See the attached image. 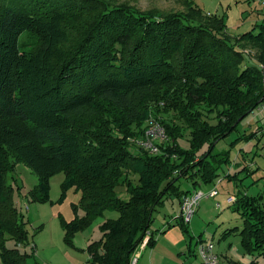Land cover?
Segmentation results:
<instances>
[{
    "label": "trees",
    "instance_id": "obj_1",
    "mask_svg": "<svg viewBox=\"0 0 264 264\" xmlns=\"http://www.w3.org/2000/svg\"><path fill=\"white\" fill-rule=\"evenodd\" d=\"M96 2L0 0L3 264H30V254L18 247L29 235L13 203L5 152L38 176L40 186L31 191L34 200H47L51 179L60 172L64 194L70 188L81 192L74 207L81 205L84 215L61 217L67 245H74L76 233L94 219L117 211L116 218L101 223V237L87 244L88 262L130 264L148 231V246L156 243L158 230L150 229L165 198L173 195L181 203L193 191L182 189V178L191 181L193 189L216 183L219 169L231 158L227 152L213 153L214 147L264 100L261 64L248 60L241 48L243 41L252 43L259 50L257 60L264 63V22L259 32L248 30L234 44L223 31L224 16L214 14L202 22L187 14L154 17L129 10L120 15L105 4L102 16L69 54L62 48L70 41L68 7L83 11ZM34 33L41 40L36 49L28 41ZM157 89L164 93L151 103ZM151 119L164 126L167 137L155 154L130 141L146 134ZM10 120L26 124L28 131ZM185 137L188 146L181 143ZM119 187L125 188L128 199ZM261 200L236 197L234 207L242 209L239 233L245 251L253 256L251 264L264 258ZM176 223L189 232L181 215Z\"/></svg>",
    "mask_w": 264,
    "mask_h": 264
},
{
    "label": "rangeland",
    "instance_id": "obj_2",
    "mask_svg": "<svg viewBox=\"0 0 264 264\" xmlns=\"http://www.w3.org/2000/svg\"><path fill=\"white\" fill-rule=\"evenodd\" d=\"M105 4L116 7L120 15L129 10L154 17L187 14L190 17H199L202 22H208L210 16L214 14L224 16L226 27L223 31L234 44L248 30L254 29L255 32H259L260 24L264 22V5L259 0H98L94 6L83 11L74 8V5L68 7L69 15L65 27L70 41L62 44L66 52L69 54L74 52L77 43L87 34L91 25L102 16ZM195 8L200 9V12ZM28 41L34 46L33 49L41 44L37 33H34ZM236 47L240 48L239 45ZM241 48L246 52L248 60L264 64L257 60L259 50L252 43L243 41ZM163 93L162 90L157 89L151 103L160 100ZM9 123L20 130L28 131L27 125L18 120H10ZM244 134L252 136L249 139H241ZM130 141L135 143L133 138ZM181 143L188 146L186 137ZM222 152L228 153L231 162L223 163L216 183L198 187L206 193L217 185L218 194L214 197H204L198 204L193 219L188 223L192 242L187 254L192 253L189 257L182 256V258L194 261L195 264H204L200 255L196 254L197 246L202 240L207 243L212 242L215 253L221 258L233 259L238 264H251L253 256L245 251L239 233L244 223L242 209L235 210L234 207L236 197L240 198L244 195L262 197L259 203L264 207V108H256L239 123L236 130L216 144L213 153ZM5 154L8 168L7 181L10 190L13 191V203L24 219L29 235L28 240L20 243L18 247L22 252L30 254L28 262L30 264H90L89 254L86 251L87 244L101 237V223L107 217L116 218L118 212L108 211L105 218L97 217L86 228L76 233L74 245H67L64 241L61 217L71 220L76 214L84 215L81 205L77 209L74 207L80 202L81 192L70 188L64 194L61 187L64 173L60 172L51 179L46 194L47 200L43 202L34 200L31 191L40 186L38 176L27 164L18 162L14 155L7 152ZM133 180L137 181V178L133 177ZM180 185L184 190H193L191 181L184 178L180 181ZM118 191L123 198H129L124 187H119ZM231 196H234V201H229ZM179 213L178 198L168 195L164 204L154 212L150 230L160 231L168 227ZM235 226L239 228L224 235L225 230ZM6 239L8 246L13 247L15 242L9 233H6ZM0 264H3L1 258ZM254 264H264V258L257 257Z\"/></svg>",
    "mask_w": 264,
    "mask_h": 264
},
{
    "label": "built area",
    "instance_id": "obj_3",
    "mask_svg": "<svg viewBox=\"0 0 264 264\" xmlns=\"http://www.w3.org/2000/svg\"><path fill=\"white\" fill-rule=\"evenodd\" d=\"M259 1H261V3L264 5V0ZM260 66L262 70V82L264 84V64H261ZM258 108H264V100ZM166 138L167 137L164 126L159 121L151 119L149 121V126L146 130V134L143 137L133 139V141L137 146L150 150L151 153L155 154L160 152L158 143L166 140ZM216 186L206 193L198 188L183 197L181 201L180 215L182 216L185 223L188 224L193 219L196 208L202 198L214 197L218 194ZM234 200V196H231L229 198V201ZM151 235L152 234L150 231L145 234L143 240L138 244L136 250L134 251V254L130 259V264H138L140 254L148 246L151 240ZM198 254L200 255V258L203 260L204 264H234L232 261L221 258L217 253H215L214 244L212 242L207 243L200 240V243L198 244Z\"/></svg>",
    "mask_w": 264,
    "mask_h": 264
},
{
    "label": "crops",
    "instance_id": "obj_4",
    "mask_svg": "<svg viewBox=\"0 0 264 264\" xmlns=\"http://www.w3.org/2000/svg\"><path fill=\"white\" fill-rule=\"evenodd\" d=\"M180 205L179 201V215L181 214ZM176 217H174L173 222L168 224V227L157 232L156 243L153 246H147L144 251L141 252L142 254H140L138 264H195L194 261L182 258V256L189 257V255H191L192 252L187 254V250L191 249L190 244L192 239L190 233L186 232L180 224L176 223ZM197 253L198 252H196V254ZM228 260L237 264L233 259Z\"/></svg>",
    "mask_w": 264,
    "mask_h": 264
}]
</instances>
